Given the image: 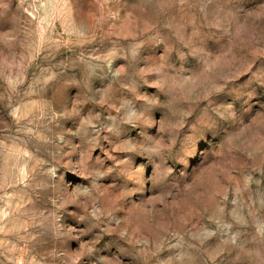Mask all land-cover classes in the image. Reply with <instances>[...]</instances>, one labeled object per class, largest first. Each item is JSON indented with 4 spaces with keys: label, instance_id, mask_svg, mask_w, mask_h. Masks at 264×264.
I'll return each mask as SVG.
<instances>
[{
    "label": "rangeland",
    "instance_id": "1",
    "mask_svg": "<svg viewBox=\"0 0 264 264\" xmlns=\"http://www.w3.org/2000/svg\"><path fill=\"white\" fill-rule=\"evenodd\" d=\"M0 264H264V0H0Z\"/></svg>",
    "mask_w": 264,
    "mask_h": 264
}]
</instances>
